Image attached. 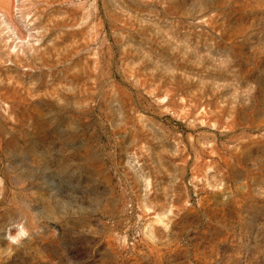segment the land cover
Masks as SVG:
<instances>
[{"label":"rangeland","instance_id":"374dc122","mask_svg":"<svg viewBox=\"0 0 264 264\" xmlns=\"http://www.w3.org/2000/svg\"><path fill=\"white\" fill-rule=\"evenodd\" d=\"M0 264H264V0H0Z\"/></svg>","mask_w":264,"mask_h":264},{"label":"clouds","instance_id":"9594fccd","mask_svg":"<svg viewBox=\"0 0 264 264\" xmlns=\"http://www.w3.org/2000/svg\"><path fill=\"white\" fill-rule=\"evenodd\" d=\"M17 229L15 234L7 233L5 235V239L11 244H19L20 241L28 235L23 225H17Z\"/></svg>","mask_w":264,"mask_h":264}]
</instances>
